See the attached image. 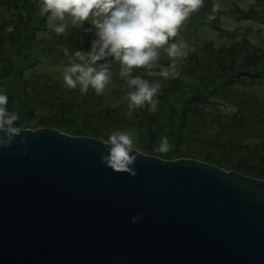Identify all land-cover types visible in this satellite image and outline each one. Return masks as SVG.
<instances>
[{"label": "water", "instance_id": "1", "mask_svg": "<svg viewBox=\"0 0 264 264\" xmlns=\"http://www.w3.org/2000/svg\"><path fill=\"white\" fill-rule=\"evenodd\" d=\"M24 130L0 149V264H264V180L145 153L133 178L101 138Z\"/></svg>", "mask_w": 264, "mask_h": 264}, {"label": "rangeland", "instance_id": "2", "mask_svg": "<svg viewBox=\"0 0 264 264\" xmlns=\"http://www.w3.org/2000/svg\"><path fill=\"white\" fill-rule=\"evenodd\" d=\"M38 4L0 0V92L8 95L9 111L19 113L18 124L43 119L41 127L103 140L113 130L135 128L147 155L201 160L264 180V0H204L180 31L189 54L178 61V78L134 69L162 88L155 111L145 107L131 117L125 99L130 89L116 63L102 95L64 86L70 59L64 49L90 51L95 30L85 22L57 35ZM159 63L172 60L162 52ZM162 136L173 150L156 151Z\"/></svg>", "mask_w": 264, "mask_h": 264}, {"label": "clouds", "instance_id": "3", "mask_svg": "<svg viewBox=\"0 0 264 264\" xmlns=\"http://www.w3.org/2000/svg\"><path fill=\"white\" fill-rule=\"evenodd\" d=\"M203 6L204 0H39L38 9L41 17H47V27L57 35L64 34L70 25L83 27L88 22L93 26L97 38L90 51L77 49L72 54L64 49L70 59L62 72L63 84L68 90L78 89L82 95L90 88L102 95L112 83V65L116 63L119 77L130 89L125 99L127 115L131 117L137 109L148 107L155 111L162 88L159 81L134 74V69H143L147 76L178 78V61L189 54L185 43L178 39L180 31ZM218 8V4L213 5L214 12ZM208 19L215 17L210 15ZM162 52L172 60L170 65L159 63ZM8 100V95L0 92V149L13 147L15 139L25 132L24 125L17 123L19 113L9 111ZM138 135L135 128L113 130L102 141L107 154H102L101 163L116 173L135 178L138 172L134 165L144 154ZM20 142L28 143L27 139ZM171 150L168 137L162 136L156 151ZM131 219L136 224L143 216Z\"/></svg>", "mask_w": 264, "mask_h": 264}, {"label": "trees", "instance_id": "4", "mask_svg": "<svg viewBox=\"0 0 264 264\" xmlns=\"http://www.w3.org/2000/svg\"><path fill=\"white\" fill-rule=\"evenodd\" d=\"M45 121H47V120H45ZM45 121H43V119H38V120H36L34 122L30 121L29 125H25L24 128H27V129H29V128L36 129L37 127H41V125L43 123H45Z\"/></svg>", "mask_w": 264, "mask_h": 264}]
</instances>
